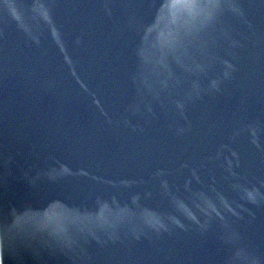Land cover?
<instances>
[{
    "label": "water",
    "instance_id": "95a60500",
    "mask_svg": "<svg viewBox=\"0 0 264 264\" xmlns=\"http://www.w3.org/2000/svg\"><path fill=\"white\" fill-rule=\"evenodd\" d=\"M0 264H264V0H0Z\"/></svg>",
    "mask_w": 264,
    "mask_h": 264
}]
</instances>
